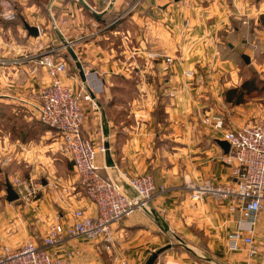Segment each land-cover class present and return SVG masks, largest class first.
Returning a JSON list of instances; mask_svg holds the SVG:
<instances>
[{
  "label": "crops",
  "instance_id": "0c3cea01",
  "mask_svg": "<svg viewBox=\"0 0 264 264\" xmlns=\"http://www.w3.org/2000/svg\"><path fill=\"white\" fill-rule=\"evenodd\" d=\"M84 1L101 17L116 18L102 23L77 0H53L45 8L47 20L54 21L52 31L38 24L45 21L41 7L26 2L15 9L21 20L0 19V162L9 157L11 169L28 174L24 182L36 192L28 197L14 186L19 199L13 203L0 193V255L4 246L16 250L27 241L42 246L48 225H71L75 210L96 212L72 162L60 152L59 138L40 128L33 112L32 104L49 84L44 70L31 72L33 59L52 51L67 64L64 82L90 94L91 102H81L82 133L96 145L107 143L115 166L108 167L106 154L99 153L100 174L116 182L141 174L153 178L155 190L146 207L114 226L127 264H144L164 248L156 264H264V213L252 234L260 256L251 263L243 248H228V237L237 229L248 235L240 205L209 197L195 202L186 189L189 182L222 185L230 179L231 167L221 161L225 153L217 144L222 136L202 121L221 116L231 130L259 116L256 103L231 108L223 92L241 83L242 54L249 56L252 69L264 73V25L259 22L264 0ZM24 23L37 27L39 36L29 37ZM60 43H72L76 61L62 55ZM236 51V58L230 56ZM166 57L172 63H165ZM14 60L15 65H1ZM186 71L193 76L186 77ZM53 183L68 188L64 200L51 192ZM48 251L59 259L72 253L69 264H112L102 244L80 237L65 238Z\"/></svg>",
  "mask_w": 264,
  "mask_h": 264
},
{
  "label": "built area",
  "instance_id": "2783aa9c",
  "mask_svg": "<svg viewBox=\"0 0 264 264\" xmlns=\"http://www.w3.org/2000/svg\"><path fill=\"white\" fill-rule=\"evenodd\" d=\"M138 2L140 0H136L135 4ZM185 26H188V21ZM68 47H72V43L64 45L63 49ZM153 57L157 58V55ZM33 63V74L42 69L49 78V84L41 90L38 101L32 104L33 112L40 124L58 134L60 152L72 162L74 174L96 212L90 215L83 209L75 210L72 223L67 227L50 223L42 246L32 241L25 242L16 250L4 246L0 264H69L72 253L59 259L48 249L65 238L78 237L102 244L112 264H127L123 254L116 249L114 226L138 209L146 207V202L155 190L153 178L150 174L125 178L139 194V198L132 201L118 188L112 177L101 175L96 166V157L99 153L109 151V148L106 149L103 144L96 145L82 133L84 113L81 102H91L89 92L85 89L76 90L64 82L67 64L56 59L52 51L33 59ZM165 63H172V59L166 57ZM6 64L15 65L16 61H3L1 65ZM185 76L192 77L193 73L186 71ZM202 123L212 132L220 133L222 140L229 144V152L221 156V161L231 167L230 179L222 185L208 181L189 182L186 189L195 202L209 197L217 203L235 202L240 205L242 218L249 225L248 235H242L241 230L237 229L228 237V248L231 251L243 248L247 260L255 263L260 256V245L252 234L258 216L264 213V123H251L229 130L225 128L223 119L215 115L206 117ZM14 186L21 187L28 197L35 195L31 182H16ZM51 192H57V199L62 201L69 190L53 183Z\"/></svg>",
  "mask_w": 264,
  "mask_h": 264
},
{
  "label": "rangeland",
  "instance_id": "374dc122",
  "mask_svg": "<svg viewBox=\"0 0 264 264\" xmlns=\"http://www.w3.org/2000/svg\"><path fill=\"white\" fill-rule=\"evenodd\" d=\"M77 1L79 2V0H77ZM24 2L41 7L39 14L42 16H45L46 18L44 17L45 21L44 22L39 21L38 24L42 27L41 30H44L45 27H47L48 30L52 31L53 28L51 27V23L52 22L54 23V21L52 20L53 18L51 19L50 22L47 20V12L49 11V7L47 8V11L45 10V8L47 6H49V4L51 5L53 0H0V19L3 21H12V20L19 21V20H21L20 17L17 16L19 13L16 12L15 9L17 8L16 6L21 5L20 3H24ZM13 15H14V18H13ZM7 17H9V18H7ZM23 19H24V17H23ZM55 28L58 29V27L56 25H55ZM59 29L61 30V21H60ZM60 45L62 47V50H61L62 55L68 56L67 49L66 48L63 49L64 45L62 43H60ZM239 49L241 50V48H239ZM239 52L240 51H238V52L236 51L235 52L236 54L232 53L230 56H233L234 58H236ZM68 62L72 63V60L70 59V57H69ZM257 74L264 80V73H257ZM250 98L252 99L251 102L256 103V106L259 110V116H257L252 121H254L253 123H259V124L262 123L263 124L264 123V93H260L258 95H252ZM223 121H224V119H223ZM224 125H225V123H224ZM40 128H42L44 130H49L50 135H51L53 140L59 138L58 134L56 133L55 130L49 129L48 127L43 126V125H41ZM9 129H10L9 124H7V126L5 127V131H7ZM0 161H1V159H0ZM9 161H10L9 157H6V159L4 160V163H5L4 165L0 162V193L2 192V194H3V192H4V197L6 196L5 185H4L6 178L11 183V185H13V187H14V184L16 182L29 181L28 174L17 173L14 170H12L10 165L8 164ZM35 194H36V192H35ZM25 195H26V193H25ZM30 197H32V196H30ZM140 209H144V208H140ZM173 241H174V238H173ZM174 244H175V247L180 246L179 245L180 243H178L176 240L174 241ZM116 249H117V246H116ZM117 251L121 252V250H119V249H117Z\"/></svg>",
  "mask_w": 264,
  "mask_h": 264
},
{
  "label": "water",
  "instance_id": "95a60500",
  "mask_svg": "<svg viewBox=\"0 0 264 264\" xmlns=\"http://www.w3.org/2000/svg\"><path fill=\"white\" fill-rule=\"evenodd\" d=\"M179 0H175V2H178ZM79 2L81 3V5L83 6V8L90 12L91 15L95 18V19H98L100 16H102L103 13H97L95 12L94 10L91 9V7L89 5H87V3L84 1V0H79ZM24 26V30L27 32V35L29 37H33V38H37L39 36V29L37 27H34V26H30L28 25L27 23H24L23 24ZM69 43H66L65 45H67ZM67 51L69 53V55L71 56V58L76 61V56L73 52V50L71 49V47H68L67 48ZM241 59L244 61L245 64L249 65L250 64V58L249 56L245 55V54H242L241 55ZM78 68V71H79V76L81 78V80L83 82H86V76L81 68L80 65L77 66ZM102 131H103V135L105 137L108 136V127H107V123L105 122V118H104V122H103V126H102ZM217 144L221 147V149L224 151L225 154H227L229 152V144L226 142V141H217ZM104 147L106 149L109 148V145L106 143L104 145ZM106 156L107 158L109 159V164H108V167H113L114 164L113 162L110 160V153L109 151L107 150L106 151ZM5 192H6V196H5V200L7 203H13L15 201H17L19 199V195L18 193L16 192V190L14 189L13 185H11V183L8 181V179L6 178L5 179ZM117 186L118 188L132 201H135L139 198V194L136 192V190L130 185V183L126 180V179H120L117 181ZM151 214L154 215L155 217V221L160 222V219L157 217V215L155 214L154 211H151ZM162 227L165 229V230H168V227L167 225H165L164 223L162 224ZM162 250H159L155 253H153L149 258L148 260L146 261L145 264H154L155 261L157 260L159 254L161 253Z\"/></svg>",
  "mask_w": 264,
  "mask_h": 264
},
{
  "label": "trees",
  "instance_id": "16d2710c",
  "mask_svg": "<svg viewBox=\"0 0 264 264\" xmlns=\"http://www.w3.org/2000/svg\"><path fill=\"white\" fill-rule=\"evenodd\" d=\"M115 18L116 17L105 19V17L100 16L96 20L102 23H107L114 20ZM259 22L264 25V14L259 17ZM239 69L241 76V83L239 84V86L227 89L223 92V100L225 104L229 105L231 108H235L251 102L252 99L250 97L252 95L264 93V80L257 74L254 69L245 64L241 58L239 59ZM167 249L168 248L162 249L161 253ZM146 261L144 262V264L146 263ZM156 261L154 264H156Z\"/></svg>",
  "mask_w": 264,
  "mask_h": 264
}]
</instances>
